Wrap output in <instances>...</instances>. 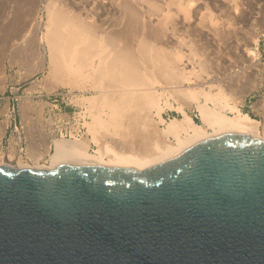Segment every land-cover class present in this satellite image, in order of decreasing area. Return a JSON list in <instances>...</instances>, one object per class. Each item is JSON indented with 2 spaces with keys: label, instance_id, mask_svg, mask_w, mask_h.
Listing matches in <instances>:
<instances>
[{
  "label": "water",
  "instance_id": "obj_1",
  "mask_svg": "<svg viewBox=\"0 0 264 264\" xmlns=\"http://www.w3.org/2000/svg\"><path fill=\"white\" fill-rule=\"evenodd\" d=\"M0 264H264V140L224 132L144 170L4 155Z\"/></svg>",
  "mask_w": 264,
  "mask_h": 264
},
{
  "label": "bare ground",
  "instance_id": "obj_2",
  "mask_svg": "<svg viewBox=\"0 0 264 264\" xmlns=\"http://www.w3.org/2000/svg\"><path fill=\"white\" fill-rule=\"evenodd\" d=\"M81 2L82 7L75 13L67 12L57 7L58 5L49 6L45 23V38L49 51L51 50L49 53H52L49 55L53 58L50 57L53 63L50 62L52 66L50 70L59 75L57 78L60 79V76H65L66 73H73L72 76L75 78L83 76V79L81 78L83 81L87 76L91 87L96 88L95 94L80 96L81 103L85 105L84 109L89 115V120L84 122L86 135L79 138L76 136L54 137L52 139L53 151L48 155L47 163L33 164L29 161L14 159L17 168H51L61 164H100L144 170L197 141L224 132H245L264 140V131H261V124L258 120L240 111L234 98L232 99L220 86H217L216 91H213L212 83L200 86L204 81L199 82L198 68L195 69L192 65L186 68L187 63L192 62L190 60L192 57L190 58L189 52H184L179 47L181 39L178 38L177 28L179 29L180 26H178L181 20L180 14L183 13L184 17L186 15V18L188 17L194 3L193 0H184L181 3H175L174 0L173 4L175 3L176 8L172 6L174 10L168 9L165 12L162 11L164 7L162 3L169 8L168 0H159V2L147 0L148 5L161 12L154 17L155 21L151 22L147 18L150 25L148 27L144 25L145 20L140 16L142 10L137 9L139 14L136 9L132 10L134 7L127 5L125 6L126 10L127 8L129 10L127 15L135 17L133 23L131 22V25L128 24L126 27L119 26L121 29L118 30L115 25L116 30L113 31H111L112 28L108 30L103 28L107 18L109 20L106 14L110 11L109 9L113 10V4L109 7L108 0H83ZM122 4H119L118 13L123 8ZM114 6L116 7L115 4ZM195 6L197 9L191 10L192 16L196 15L199 3ZM111 12L110 14H113V11ZM127 15H124V19L130 17ZM111 18L115 19L114 16ZM118 18L121 16L119 15ZM189 18L184 21L188 22ZM190 19L191 23L188 24L192 26L193 17ZM112 21L111 23L116 20ZM127 22L125 20L126 25ZM183 24L184 22L181 23ZM188 24H185L186 28ZM12 25H8L9 29ZM108 26L106 24V27ZM112 26L114 25L110 27ZM168 46H171V49ZM247 49L248 54L251 55L253 50L249 47ZM65 53L70 55V59L72 57V59L80 60L78 64L83 67H78L77 63L75 64L77 67L72 63L70 65L68 63L70 59L66 60V57L64 59L67 63L63 62L64 59L61 60L59 56L63 58L66 56ZM76 72L82 75L79 76ZM68 75L65 76L66 79L63 78L65 80L68 78L70 83L73 80L76 82L72 76L73 79L70 80ZM155 76L162 78L165 81L164 84H168L167 88L173 87L169 88L172 93L182 94L189 98L188 103L190 101L195 103L200 123L195 122L181 105L178 106L181 116H172L167 120L161 116L163 105H170V102L166 96L164 97L163 91L157 92L151 87L150 84ZM63 78L62 82H64ZM81 79H77L79 83H82ZM192 79L200 83L198 89L182 84ZM201 97L203 101L200 100ZM227 110L232 114H228ZM159 122H164V126L159 127ZM170 136L174 141L169 138ZM91 143L97 146L96 149L89 150ZM7 160L12 159L8 157Z\"/></svg>",
  "mask_w": 264,
  "mask_h": 264
},
{
  "label": "rangeland",
  "instance_id": "obj_3",
  "mask_svg": "<svg viewBox=\"0 0 264 264\" xmlns=\"http://www.w3.org/2000/svg\"><path fill=\"white\" fill-rule=\"evenodd\" d=\"M81 1L83 0H0V75L3 74L0 76V163L3 162L4 155L6 158L20 160L16 157L20 148L21 152L31 154L32 162L29 161L30 163H47L48 155L53 151L54 137L76 136L79 138L86 135L84 122L89 120V115L84 109L85 105L81 103L80 96L95 94L96 88L91 87L87 76L82 81L83 76L82 79L79 77L82 73L76 72L79 78L73 77V73L64 74L65 76L69 74L70 80L76 79V82L73 80L72 83L68 82V78L65 80V76L57 78L59 75L50 70L52 66L49 54L52 53H49L51 50L49 51L45 38L47 8L58 5L57 7L67 12L75 13L82 7ZM109 1L107 4L109 7L113 4V10H107L109 12L106 15L109 20L107 18L103 24L105 30L112 28L111 31H113L121 29L122 26L131 25L135 17L127 15L129 11L128 8L126 10L127 5L134 7L132 10L136 9V12H139L137 9L143 11L139 14L145 20L144 25L147 27L150 26L147 18L151 22L155 21L154 17L158 12L161 13L148 5L147 0L143 2L137 0L139 3L135 0H127L129 4L126 0H123L124 3L121 0L124 5L119 0ZM156 1L159 2V0ZM168 1L169 8L162 3L163 12L168 9L174 10L175 3H181L184 0H175L174 4V0ZM193 2L191 10L197 9L195 4L199 3L200 6L196 15L192 16L191 10L188 13L187 18L193 17L192 23H194L189 26L191 19L185 22L187 15L184 17V14L180 12L181 20L180 24L178 22L180 26L179 29L177 28L179 31L177 33L179 40L181 39L179 47L184 52H189L190 58L192 57L190 60L194 61L187 63L186 68H190L191 65L195 69L198 68L199 82H204L200 84L192 79L182 84L198 89L199 84L201 86L212 83L213 91L220 86L232 99L234 98L240 111L258 120L261 131H264V0H193ZM119 4H122L123 8L120 12L124 11L123 13H118ZM111 11L113 14H110ZM117 13L121 18H118ZM125 14L127 17L130 16L131 21L129 18L124 19ZM108 15L114 16L115 19ZM125 20L129 22L127 25ZM182 22H184L183 25H181ZM11 24H13L12 30L9 29ZM112 24L114 26L110 27ZM185 24H188V28ZM168 47L171 49V46ZM247 47L253 50L251 55L248 54ZM65 54L63 58L62 56L59 58L70 59V55ZM65 59L63 62L66 61ZM71 59L68 60L69 64L77 63L78 67L82 66L78 64L80 60L74 58L71 61ZM73 60L77 62L74 63ZM62 78L64 82L61 81ZM77 79H81L82 83H79ZM161 79L155 76L150 84L157 92L163 91L164 97L166 96L170 102V105H163L161 116L166 120L172 116H181V110L178 108L181 105L195 122L200 123L195 103L193 101L188 103L189 98L182 94L172 93L169 88L173 87L167 88L168 84H164L165 81ZM164 97L161 99L162 103ZM200 100L203 101V97ZM227 113L232 114L229 110ZM158 126L163 127L164 122H159ZM169 138L174 141L171 136ZM96 147L94 143H91L89 150Z\"/></svg>",
  "mask_w": 264,
  "mask_h": 264
},
{
  "label": "built area",
  "instance_id": "obj_4",
  "mask_svg": "<svg viewBox=\"0 0 264 264\" xmlns=\"http://www.w3.org/2000/svg\"><path fill=\"white\" fill-rule=\"evenodd\" d=\"M84 133V132H82ZM21 148H20V152L18 153V155L16 156L18 159L22 160V161H25V162H28V161H31L32 157H31V154H29V152H21ZM3 159V157H2Z\"/></svg>",
  "mask_w": 264,
  "mask_h": 264
}]
</instances>
